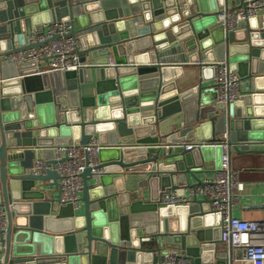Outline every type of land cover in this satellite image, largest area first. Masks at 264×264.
<instances>
[{"label": "water", "instance_id": "1", "mask_svg": "<svg viewBox=\"0 0 264 264\" xmlns=\"http://www.w3.org/2000/svg\"><path fill=\"white\" fill-rule=\"evenodd\" d=\"M228 1L0 0V207L8 219L0 264H165L178 253L191 264H226L207 201L158 202L168 190L202 185L203 162L220 168L221 149L211 145L224 134L235 153L264 156V17L225 34L216 14ZM62 21L72 23L88 68L37 75L38 64L2 61L38 49L28 37ZM223 60L243 81L228 107L204 85ZM199 62L198 84L182 89V68L170 65ZM93 138L106 147L102 172L83 173L77 213L58 204L57 173L32 174L34 149ZM189 144L209 146L186 151Z\"/></svg>", "mask_w": 264, "mask_h": 264}, {"label": "built area", "instance_id": "2", "mask_svg": "<svg viewBox=\"0 0 264 264\" xmlns=\"http://www.w3.org/2000/svg\"><path fill=\"white\" fill-rule=\"evenodd\" d=\"M237 10L223 5L216 14L218 23L225 34L234 33L240 27L251 21L264 17V0H240ZM73 26L70 21L53 22L42 27L28 37V44L41 43L38 49H28L14 54H7L2 61L7 63L38 64L37 75L52 73L77 72L88 68L87 63L80 62L83 45L78 36H70ZM197 65H203L197 63ZM110 59L109 67H114ZM214 74L212 84L216 92L215 103L228 107L239 101L242 96L243 81L236 71L231 70L227 60L212 64ZM208 144L186 145V151L198 150ZM221 149L220 168L212 179L202 181L185 189L183 195L174 190L160 194L161 207H186L193 200L207 201L210 212L219 215L220 240L219 249L225 253L226 264H264V219L244 220L233 216L234 207L239 205L244 185L240 181L239 172L231 165V146L229 135L221 136L219 144L211 145ZM106 149L93 138L87 145L70 142L67 145L51 148L52 163L36 160L33 164V175H46L55 172L59 176L60 206H72L74 210L81 208L83 189L82 175L86 169L100 174L96 170L99 165V153ZM8 228L7 213L0 207V249L6 237ZM165 264H191L183 253L171 254L165 257Z\"/></svg>", "mask_w": 264, "mask_h": 264}, {"label": "crops", "instance_id": "3", "mask_svg": "<svg viewBox=\"0 0 264 264\" xmlns=\"http://www.w3.org/2000/svg\"><path fill=\"white\" fill-rule=\"evenodd\" d=\"M227 5L229 6V8L234 9L239 5V3L234 0H229ZM209 58L210 61L216 60L217 55H210ZM170 66L182 68L183 78L179 81L180 87L182 89L186 90L187 88H191L198 84V81L200 80L202 75L201 65L187 63L173 64ZM207 75L211 76L213 75V72L211 74L209 72ZM211 84L212 80L210 79L204 82L205 86H210ZM34 154L35 158L33 159V164L36 160L40 159L48 162L52 161L53 155L50 149H34ZM28 158L29 162H31L32 157L29 155L27 156V159ZM214 159L215 155L213 154V160ZM231 165L233 169L239 172L240 181L244 185V191L241 194L239 205L234 207L233 209V216L248 221L264 219V156L239 155L232 151ZM202 168L203 170L196 174V177L201 181L212 179L217 171V169L215 168V162L213 161H210L208 163L203 162ZM188 180L190 184L195 183V180L191 176H188ZM57 193L58 191L56 190V195ZM56 206L55 209H57ZM76 212L81 213L82 208L76 210ZM209 223L211 222L209 221Z\"/></svg>", "mask_w": 264, "mask_h": 264}]
</instances>
